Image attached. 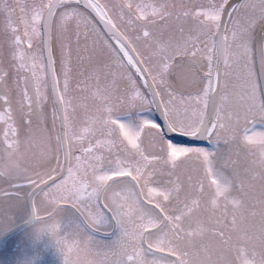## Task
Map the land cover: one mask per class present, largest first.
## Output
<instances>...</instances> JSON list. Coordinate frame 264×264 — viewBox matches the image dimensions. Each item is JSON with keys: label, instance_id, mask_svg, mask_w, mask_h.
I'll list each match as a JSON object with an SVG mask.
<instances>
[{"label": "snow or ice", "instance_id": "6c2138e0", "mask_svg": "<svg viewBox=\"0 0 264 264\" xmlns=\"http://www.w3.org/2000/svg\"><path fill=\"white\" fill-rule=\"evenodd\" d=\"M63 264H264V0H0V220Z\"/></svg>", "mask_w": 264, "mask_h": 264}, {"label": "flooded vegetation", "instance_id": "af4514ba", "mask_svg": "<svg viewBox=\"0 0 264 264\" xmlns=\"http://www.w3.org/2000/svg\"><path fill=\"white\" fill-rule=\"evenodd\" d=\"M29 216L24 208L9 221L0 220V264H63L52 238L39 235Z\"/></svg>", "mask_w": 264, "mask_h": 264}]
</instances>
